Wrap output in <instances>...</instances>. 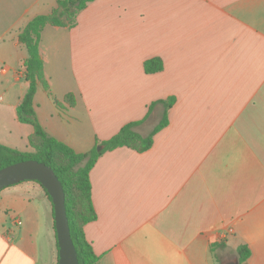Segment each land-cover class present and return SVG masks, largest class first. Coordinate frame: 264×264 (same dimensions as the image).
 <instances>
[{"label": "crops", "instance_id": "1", "mask_svg": "<svg viewBox=\"0 0 264 264\" xmlns=\"http://www.w3.org/2000/svg\"><path fill=\"white\" fill-rule=\"evenodd\" d=\"M58 1L0 0V145L23 153L19 35ZM40 52L37 118L78 154L133 122L148 137L175 100L151 149L106 152L90 173L98 264H240V247L264 264V0H95L75 27H45ZM151 59L163 70L147 74ZM56 247L43 186L1 191L0 264H58Z\"/></svg>", "mask_w": 264, "mask_h": 264}, {"label": "trees", "instance_id": "2", "mask_svg": "<svg viewBox=\"0 0 264 264\" xmlns=\"http://www.w3.org/2000/svg\"><path fill=\"white\" fill-rule=\"evenodd\" d=\"M94 1L59 0L57 8L52 13L35 17L21 31L19 42L25 46L28 54L24 62V79L28 82L29 88L17 109V115L19 122L34 128V134L30 138L34 152L23 153L0 145V169L22 161L36 160L45 163L55 171L64 188L67 216L79 264H98L99 262V257L95 254L85 234V227L97 219L90 180L92 169L106 152L123 147L131 148L139 153L151 149L154 136L168 126V111L175 102L174 99L165 102L166 111L163 118L148 137L144 138L135 131L141 122L129 123L111 139L97 142L96 146L85 154L76 153L64 143L47 134L37 118L34 107L39 84L49 89L40 52L42 32L48 25L75 27L79 14ZM163 68V62L160 59H151L145 63L147 74L160 72ZM67 101L74 104L73 96L68 95ZM100 147L103 148L101 151L98 150ZM46 193L52 202L47 191ZM57 248L59 250L58 242ZM238 255L240 264H244L250 258L251 251L247 247H240Z\"/></svg>", "mask_w": 264, "mask_h": 264}, {"label": "water", "instance_id": "3", "mask_svg": "<svg viewBox=\"0 0 264 264\" xmlns=\"http://www.w3.org/2000/svg\"><path fill=\"white\" fill-rule=\"evenodd\" d=\"M25 181L39 182L52 199L59 247L58 264H79L67 216L64 188L55 171L36 160L22 161L0 169V192Z\"/></svg>", "mask_w": 264, "mask_h": 264}, {"label": "built area", "instance_id": "4", "mask_svg": "<svg viewBox=\"0 0 264 264\" xmlns=\"http://www.w3.org/2000/svg\"><path fill=\"white\" fill-rule=\"evenodd\" d=\"M20 76H22V77L25 76V69L21 71ZM15 223H16L17 226H21L22 225V221L19 220V219H16Z\"/></svg>", "mask_w": 264, "mask_h": 264}, {"label": "rangeland", "instance_id": "5", "mask_svg": "<svg viewBox=\"0 0 264 264\" xmlns=\"http://www.w3.org/2000/svg\"><path fill=\"white\" fill-rule=\"evenodd\" d=\"M56 252H57V256H56V259H57V263L59 262V250L58 248L56 247Z\"/></svg>", "mask_w": 264, "mask_h": 264}]
</instances>
